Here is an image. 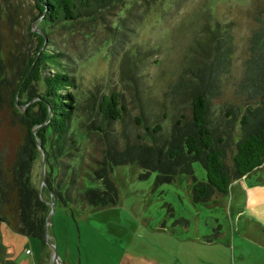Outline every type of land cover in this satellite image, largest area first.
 Segmentation results:
<instances>
[{"label": "rangeland", "instance_id": "rangeland-1", "mask_svg": "<svg viewBox=\"0 0 264 264\" xmlns=\"http://www.w3.org/2000/svg\"><path fill=\"white\" fill-rule=\"evenodd\" d=\"M262 9L264 0H112L91 17L51 28L47 48L64 53L77 84L73 93L78 110L72 124L77 145L64 159L76 177L72 192H80V183L82 193L108 190L105 178L96 173L104 167L96 161H104L106 150L100 128L122 143L123 134L131 140L145 136L138 124L141 119L153 127L162 125L167 137L177 120L182 126L192 121V100L201 89L200 69L216 30L223 38L231 37L232 51L230 70L222 75L218 92L206 94L210 122L222 125L226 113L234 111L238 140L246 100L236 89ZM38 14L35 0H0L5 35L13 29L11 40L6 38L0 47V60L6 59L8 41L25 54L35 51L28 30L29 25L36 31L41 26V19L34 21ZM4 64L6 78L18 83L26 66L18 61ZM39 89L33 83L19 101L27 102ZM113 92L121 95L125 124L112 121L107 127L100 105ZM9 118L4 107L0 139L12 150L22 130ZM235 152L233 145L227 149L230 168ZM193 166L197 181H207L202 164ZM43 167L39 149L31 182L52 209L54 201L45 187L49 168ZM58 174L53 169L52 177ZM158 175L136 164L115 166L109 178L116 204L96 208L79 203L67 208L56 203L45 244L0 222V264H264V164L235 180L228 194H215L204 202L195 200V181L188 175L165 183Z\"/></svg>", "mask_w": 264, "mask_h": 264}, {"label": "trees", "instance_id": "trees-1", "mask_svg": "<svg viewBox=\"0 0 264 264\" xmlns=\"http://www.w3.org/2000/svg\"><path fill=\"white\" fill-rule=\"evenodd\" d=\"M41 26L34 30L29 25L28 32L33 38L35 51L25 54L11 41L6 43V59L0 60V113L4 107L10 115V121L22 130L20 141L14 150L4 145L0 139V222L16 233L45 239V226L49 220L51 208L41 192L32 186L31 173L37 159L38 150L45 152V161L49 174L45 178L46 189L54 203L69 208L72 205L87 204L101 208L116 204L118 198L109 173L115 166L140 165L142 169L157 172L158 181L172 182L180 174H186L195 181L194 197L204 202L212 196L226 195L235 180L254 172L264 164V9L257 17L258 26L251 34L249 57L245 62L244 74L236 94L244 98L246 108L239 119L241 136L236 139L237 115L229 111L222 125L210 122V100L207 93L218 92L222 75L230 70L232 51L231 37L223 38L216 30L214 39L206 54L203 68L200 69L199 85L201 89L193 97V119L182 126L177 120L170 136H163L162 125H149L141 119L145 136L131 140L123 134L122 143L117 137H111L107 128H100L106 142L104 161H96L104 166L96 170L105 178L108 190L91 188L82 193H73L71 184L76 182L74 169L64 161L71 149L77 145L73 137V116L78 110L77 88L73 71L66 65L64 53L47 48L49 30L65 27L106 8L112 0H35ZM12 16H10L11 18ZM5 27L0 22V47L6 38ZM5 35V36H4ZM13 35V34H12ZM229 36V34H227ZM226 35V36H227ZM17 43V42H16ZM18 61L25 67L18 83L13 84L6 78V65ZM4 73V74H3ZM33 83L40 86L39 93L23 103ZM181 82L178 83V86ZM175 89L177 90L178 87ZM37 99L34 103L33 100ZM31 104L30 106H27ZM27 106L23 111L19 106ZM107 127L111 122L125 124V108L121 95L113 92L103 97L100 105ZM144 118V117H143ZM37 128V129H36ZM236 147L233 167L226 164L227 149ZM13 151V153H11ZM201 163L207 173V181L198 182L194 164ZM56 168L58 177L51 173ZM90 168L94 169L93 166ZM150 171V172H149ZM88 176H91L88 174ZM68 180V181H67ZM84 206V205H83Z\"/></svg>", "mask_w": 264, "mask_h": 264}, {"label": "water", "instance_id": "water-1", "mask_svg": "<svg viewBox=\"0 0 264 264\" xmlns=\"http://www.w3.org/2000/svg\"><path fill=\"white\" fill-rule=\"evenodd\" d=\"M43 156H44V167H43V169L45 170L46 162H45V152H44V151H43ZM43 180H44V176H43ZM40 194H41V193H40ZM41 196H42V194H41ZM51 207H52V209H51V215H50V218H49V220H48L47 225L45 226V227H46V228H45V239H47L48 228H49V225H50L51 222H52V218H51V216H52V214H53L54 211H55V203H52ZM53 249H54V260H56V261L58 262V260H59V256H58V254H56V253H57V252H56V248L54 247ZM58 263H59V262H58Z\"/></svg>", "mask_w": 264, "mask_h": 264}]
</instances>
